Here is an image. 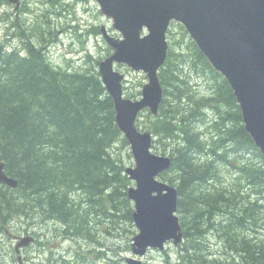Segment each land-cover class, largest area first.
Here are the masks:
<instances>
[{
	"label": "trees",
	"instance_id": "1",
	"mask_svg": "<svg viewBox=\"0 0 264 264\" xmlns=\"http://www.w3.org/2000/svg\"><path fill=\"white\" fill-rule=\"evenodd\" d=\"M174 26L177 33L169 34L182 49L175 51L170 43L160 71L164 99L159 116L144 111L149 114L141 119L149 121L140 120L138 126L154 134L156 151L161 145L165 154L169 141L174 146L172 166L160 178L179 192L185 239L180 264H264V239L247 232H264V157L245 129L230 83L185 28ZM20 31L21 49L0 44V162L19 181L16 190L0 186L2 224L8 227L15 217L52 220L73 235L80 209L88 205L97 216L136 227L128 199L133 182L111 153L116 143H129L117 126L114 102L99 70L56 66L47 50L54 43L52 31L47 38L46 30L34 28L42 33L37 43ZM191 73L207 82V96L194 90ZM245 157L250 162L241 163ZM221 165L231 166L238 176L223 188L215 184ZM209 183L212 189L204 186ZM214 237L221 250L209 255ZM230 254L231 262L218 258Z\"/></svg>",
	"mask_w": 264,
	"mask_h": 264
},
{
	"label": "water",
	"instance_id": "2",
	"mask_svg": "<svg viewBox=\"0 0 264 264\" xmlns=\"http://www.w3.org/2000/svg\"><path fill=\"white\" fill-rule=\"evenodd\" d=\"M19 8V0H9ZM103 14L113 21L121 38L109 35L102 27L103 36L114 53L100 63L102 80L112 97L116 122L128 140L135 167L125 174L136 182L128 191L135 203L134 222L139 231L131 248L134 257L126 264H143L141 259L149 249L165 250L173 241L183 242V229L178 214V190L160 181L159 176L172 165L170 157L153 153V134L137 128L139 114L149 109L158 116L163 101L159 78L168 53V31L172 22L185 26L199 50L213 68L232 86L240 105L246 131L264 155V0H96ZM123 64L136 72H145L149 82L142 98L124 97L126 76L115 70ZM0 186L18 189L19 181L6 172L0 162ZM6 236L16 243L18 264H26L23 250L31 247L33 236H18L8 228ZM2 236V235H1ZM0 238V258H1Z\"/></svg>",
	"mask_w": 264,
	"mask_h": 264
},
{
	"label": "rangeland",
	"instance_id": "3",
	"mask_svg": "<svg viewBox=\"0 0 264 264\" xmlns=\"http://www.w3.org/2000/svg\"><path fill=\"white\" fill-rule=\"evenodd\" d=\"M104 25L108 32L114 35L112 22L104 16L95 0H22L19 12L15 11L14 6L8 4L6 0H0V44L10 50L21 49L23 42L18 37L20 26H23L22 35L30 34L35 43L39 41L42 33L33 32L34 28L38 26L39 30H46L47 37L52 31L54 43L47 44L49 58L53 64L55 63L54 65L72 71L99 69L97 61L103 60L108 55L109 48L102 33ZM176 29L178 28L174 26L171 30L177 33ZM169 42L173 44L175 51H181V44L174 35L169 34ZM88 56L91 58L88 59ZM116 69L127 76V81L124 82L125 97L138 98L143 85L148 81L145 75L129 70L123 65L117 66ZM191 76L194 90L199 96H207L209 91L204 78H198L193 73ZM140 129L144 130L145 125H141ZM200 130L207 134L206 127ZM168 144L165 154L161 145L157 146L159 151L154 150V152L171 157L174 146L171 141ZM111 153L127 168L135 165L130 146H125L123 142L116 143ZM240 161L241 163L250 162V158H241ZM217 170L219 182L215 184L221 188L234 183L238 177L231 166L221 165ZM204 186L213 188L210 183ZM73 200L79 202L78 194L73 195ZM89 207L88 205L81 207L80 224L76 228L77 233L73 235H66L64 228L52 220L36 221L17 217L11 219L8 227L12 233L19 236L32 235L37 239L34 246L23 251L25 263L126 264L125 259L132 257L131 243L138 230L131 224H116L107 215L97 216ZM14 219L16 220L12 221ZM2 223L3 221L0 220V227H4ZM247 232L264 239V232L260 229ZM216 239L214 237L212 241L210 240L209 255H214V252L218 253L221 250ZM1 240L0 262L17 264L15 242L3 233ZM207 249L208 247L205 251ZM179 254L180 248L169 244L164 252L157 248L151 249L146 257L140 259L143 264H180ZM218 258L231 262L234 257L230 254L226 257L221 255Z\"/></svg>",
	"mask_w": 264,
	"mask_h": 264
},
{
	"label": "bare ground",
	"instance_id": "4",
	"mask_svg": "<svg viewBox=\"0 0 264 264\" xmlns=\"http://www.w3.org/2000/svg\"><path fill=\"white\" fill-rule=\"evenodd\" d=\"M7 2H8V4H10V5H12V6H14V10L15 11H20V9H21V7H22V0H19L20 1V4H19V8L16 10V4H14V3H11L9 0H6ZM81 1H83V0H81ZM85 1V0H84ZM16 13V12H15ZM29 25V24H28ZM21 27V29L19 28V30H22V28H23V26H20ZM27 27V26H26ZM27 29V28H26ZM25 30V29H24ZM21 32V31H20ZM47 38H49V37H47ZM55 64V63H54Z\"/></svg>",
	"mask_w": 264,
	"mask_h": 264
}]
</instances>
